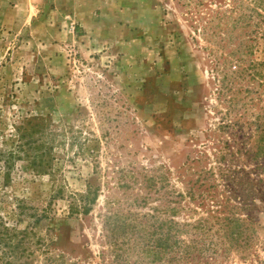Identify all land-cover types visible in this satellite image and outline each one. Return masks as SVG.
<instances>
[{"label": "rangeland", "instance_id": "1", "mask_svg": "<svg viewBox=\"0 0 264 264\" xmlns=\"http://www.w3.org/2000/svg\"><path fill=\"white\" fill-rule=\"evenodd\" d=\"M262 6L0 0V264H264Z\"/></svg>", "mask_w": 264, "mask_h": 264}, {"label": "trees", "instance_id": "2", "mask_svg": "<svg viewBox=\"0 0 264 264\" xmlns=\"http://www.w3.org/2000/svg\"><path fill=\"white\" fill-rule=\"evenodd\" d=\"M256 6H259V5H256ZM262 8H264V7L262 6ZM254 10H256V9H254ZM22 138H23V136H22ZM24 145H25V143L20 144L19 145V149L22 150L24 148ZM90 194H91V191H89L88 195H86V197H84V199H86V202H85L84 207H83V209H84L85 212H88L87 202L88 201L90 202ZM92 199H95V198H92ZM253 201H254V199H253ZM252 206H253V202H252ZM232 213H233V215L230 214V215H228L226 217H218V220H220L222 222V227H220L221 228L220 230H222V229H224V230H223V233H220L221 231H219L217 233L211 234L210 235L211 239L209 240L210 242H212V239L214 237H216L215 236L216 234H218V236H220L219 238L225 236V234H228L229 236L235 234V236L237 237V239L238 238L239 239L244 238L245 241L248 240V237L246 235V231H247L246 229H248V228H245V229L244 228H241L242 227V223H243V219H241V217L237 216L238 215L237 213H235V212H232ZM205 222L204 223H203V221L200 222V225L199 226L201 228V232H204V233H206V231L207 232L208 231L210 232V230H211V228H212L213 225H211L209 228H207L204 225ZM173 224L176 225L177 222H174L173 221ZM231 228H234V229L237 228V230L229 231V229H231ZM204 233H202V234L203 235H206ZM199 242L200 241L198 240L197 243H199ZM160 243H162V242H160ZM175 243H178V242H175ZM180 243H183V242H179L178 244H180ZM203 244H205V243H203ZM200 249L201 248H198V251L199 252H200ZM206 249H209V247H207ZM158 252L161 253L162 251H158ZM177 254H174V257L172 259H169V260L170 261L175 260L176 262L181 261L183 263H175V264H187V263L188 264H192L193 263L192 261L195 259L194 258L195 256H191V254L188 251H186L184 247L181 249V252H177ZM188 258H189V260H188ZM203 263H206V262L204 261Z\"/></svg>", "mask_w": 264, "mask_h": 264}]
</instances>
